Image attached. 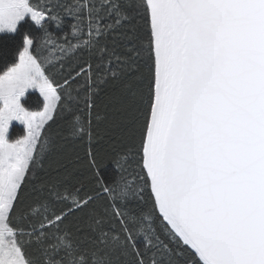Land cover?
Returning a JSON list of instances; mask_svg holds the SVG:
<instances>
[{
	"label": "snow or ice",
	"instance_id": "obj_1",
	"mask_svg": "<svg viewBox=\"0 0 264 264\" xmlns=\"http://www.w3.org/2000/svg\"><path fill=\"white\" fill-rule=\"evenodd\" d=\"M0 264H264V0H0Z\"/></svg>",
	"mask_w": 264,
	"mask_h": 264
},
{
	"label": "trees",
	"instance_id": "obj_2",
	"mask_svg": "<svg viewBox=\"0 0 264 264\" xmlns=\"http://www.w3.org/2000/svg\"><path fill=\"white\" fill-rule=\"evenodd\" d=\"M21 127V126H20ZM13 138L12 136H10V139Z\"/></svg>",
	"mask_w": 264,
	"mask_h": 264
},
{
	"label": "rangeland",
	"instance_id": "obj_3",
	"mask_svg": "<svg viewBox=\"0 0 264 264\" xmlns=\"http://www.w3.org/2000/svg\"><path fill=\"white\" fill-rule=\"evenodd\" d=\"M22 127V126H21Z\"/></svg>",
	"mask_w": 264,
	"mask_h": 264
}]
</instances>
